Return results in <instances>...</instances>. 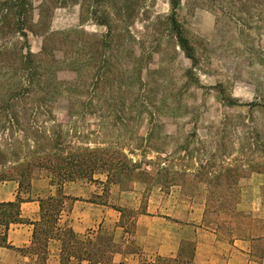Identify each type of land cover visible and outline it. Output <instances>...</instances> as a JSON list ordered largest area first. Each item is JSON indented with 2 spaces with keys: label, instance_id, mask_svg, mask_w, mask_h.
I'll use <instances>...</instances> for the list:
<instances>
[{
  "label": "rangeland",
  "instance_id": "rangeland-1",
  "mask_svg": "<svg viewBox=\"0 0 264 264\" xmlns=\"http://www.w3.org/2000/svg\"><path fill=\"white\" fill-rule=\"evenodd\" d=\"M39 2L34 0L35 6ZM170 2L172 0H65L63 4H49L45 20V26L50 30H75L72 49L75 68L58 70L59 78L80 79L82 71L78 69L86 67L82 63L86 58L89 78L85 86H94L99 56L94 53V44H89L91 46L84 53L81 43L84 40L87 44L94 43L95 36L106 34L108 27L102 22L107 20L111 33L115 32V35L111 37L109 51L105 52L109 60L108 79L112 82H107L104 89L121 88L135 92L145 87L154 91V119L151 122L149 118L144 121L135 119L129 125L134 141L135 136L145 130L152 129L153 132L151 149L129 154L136 160L143 156L150 160V164L136 170L143 175L122 184L105 182V175L100 173L95 175L98 181L76 180L90 184L93 190L91 199L110 208L108 223L97 233L112 238L115 222L122 227L128 241L125 250L128 251L140 250L135 243L136 220L146 222L147 219L142 217L144 213L164 217L156 225L162 228L167 225L169 232L174 231L176 226L164 221L190 218L196 215L194 210L198 207L203 210L209 186L233 185L231 178L219 175V168L230 169L234 163L235 142L239 134L234 133V120L230 119L232 115L245 114L246 107H230L223 99L232 98L238 103L255 98L264 100V0H227L232 4L229 11L226 0H178L176 18L194 46L196 64H192L175 46V39L168 32L169 24L165 18L171 12ZM34 19H37L36 13ZM41 40L40 36L30 35L31 49L39 50ZM185 70L190 71V78L184 76ZM137 75L143 78L144 84L137 81ZM63 104L60 102V108L55 112L59 121L66 118ZM88 109L85 123L80 125L91 132L97 128L94 116L97 107L93 103ZM257 115L264 118V112ZM127 148L129 150L130 146H125L124 150L128 151ZM255 154L264 155L263 152ZM158 156L166 158L170 173L181 168L191 170L178 177L176 184L162 186L153 183L151 178L160 167ZM196 168L200 169L199 172L209 169L212 173L196 177L193 172ZM257 173L244 168L242 176L237 179L239 198L235 208L245 215V220L264 225V190L261 191V202V192L257 188L264 184V174ZM40 175L47 173L41 171L35 178ZM217 175L218 178H214ZM38 188H32L31 184L23 186L19 188V195L21 198L36 196ZM116 208H122L123 215ZM207 212L203 218L206 227L215 228L216 220L229 221V216ZM230 225L224 223L225 231L216 227L222 241L230 242L232 235L245 236V230L228 231ZM56 226L66 227L62 222ZM194 230L192 226H186V236L181 241L194 244ZM260 230L263 232L264 228ZM117 249L120 248L116 246ZM77 262L73 258L69 264Z\"/></svg>",
  "mask_w": 264,
  "mask_h": 264
},
{
  "label": "trees",
  "instance_id": "trees-1",
  "mask_svg": "<svg viewBox=\"0 0 264 264\" xmlns=\"http://www.w3.org/2000/svg\"><path fill=\"white\" fill-rule=\"evenodd\" d=\"M64 1L40 0L35 6L34 0H0V182L14 180L18 186L14 200L0 202V224L7 228L11 222H21L19 205L24 199L19 195V188L29 186L39 172L46 171L49 183L55 186V193L39 199V219L33 222L34 241L41 242L47 236L60 238V264H69L73 258L82 264H113L116 244L111 237L97 233L90 238L91 233H88L80 239L70 227L57 228L64 200L68 198L62 193V186L78 179L98 181L95 175L99 173L105 175V182L117 184L143 175L136 170L150 164V160H145L143 153L138 160L129 154L150 148L153 132L152 129L145 130L135 136L134 141L129 125L135 119L144 121L149 118V122L154 119L155 96L154 91L145 87L135 92L121 88L104 89L107 82H112L108 79L109 60L105 52L109 51L111 37L115 35L114 30L111 33L107 20L102 22L107 24L106 34L95 36L94 43L87 44L85 40L81 43L84 53L91 46L89 44H94V53L99 56L94 86L91 87L95 89L85 86L89 78L86 58L82 59L86 67L78 69L82 71L80 79L57 76L60 69L75 68L72 56L75 30H50L45 26L49 4H63ZM170 4L171 12L165 18L169 24L168 32L174 37L175 46L192 64H196L194 46L176 18L178 0H172ZM226 7L227 10L232 7L227 0ZM30 35L41 37L39 50L31 49ZM184 76L190 78V71L185 70ZM137 81L145 83L138 75ZM223 101L230 107L245 106L246 113L231 116L233 131L239 134L234 148L236 156L230 169L219 168V175L231 178L233 185L209 186L203 204L204 216L206 211L229 216V221L233 218L232 222L216 220L215 227L225 231L224 223H230L227 227L230 232L245 230L249 235H256L257 228H250L254 223L245 220V215L240 214L235 206L239 198L237 179L242 176L244 168L264 172V155L255 154L264 153V118L257 115L264 112V100L255 98L238 103L224 97ZM60 102L64 103V121L55 116ZM93 103L97 107L94 113L97 128L89 132L80 124L85 123L88 108ZM127 145L130 148L125 151ZM156 159L160 167L151 179L162 186L176 184L178 177L187 175L186 171L190 169L181 168L170 173L166 158L158 156ZM199 171V168L194 169V176L212 173L209 169ZM116 209L123 215L122 208ZM4 241V237L0 238V244ZM193 255L194 244L184 241L175 255H156L136 264H196Z\"/></svg>",
  "mask_w": 264,
  "mask_h": 264
},
{
  "label": "crops",
  "instance_id": "crops-1",
  "mask_svg": "<svg viewBox=\"0 0 264 264\" xmlns=\"http://www.w3.org/2000/svg\"><path fill=\"white\" fill-rule=\"evenodd\" d=\"M31 187L39 188L36 190V196L23 197L24 200L20 202L21 222H11L7 228L0 225V238L5 239L4 243L0 244V264H60V238L47 236L41 242L33 239V222L39 219V199L54 194L55 186L49 183L47 175H40L32 180ZM257 188L261 192L264 190V184H259ZM92 192V186L88 183L66 182L62 186V193L68 198L64 200L57 220L58 225L62 222L78 236H86L88 233H91L90 236L97 234V230L108 223L110 208L102 202L93 201ZM17 193L16 181L0 182V202L14 200ZM262 200L261 192L260 201ZM195 212L196 215L192 217L186 216L190 218L164 221L166 224L176 226V229L170 232L166 228L167 225L164 228L156 225L161 222L160 220H164V217L144 213L142 217L147 219L146 222H142L141 219L136 220L135 243L140 247L139 251L125 250L128 241L122 233V227L113 222L115 230L112 238L120 248L112 256L113 264H136L145 257L175 255L181 240L186 236L184 228L188 225L195 229L192 240L193 260L196 264H264V231L260 230L261 227L264 228L262 222V224L254 223L250 227L257 228L256 235L253 233L251 235L246 233L245 236L232 235L230 242L222 241L218 234L220 231H217L216 227L205 226L204 211L198 207ZM149 250L151 252H145ZM77 264L82 263L77 262Z\"/></svg>",
  "mask_w": 264,
  "mask_h": 264
}]
</instances>
